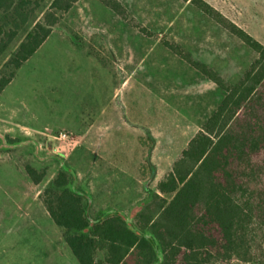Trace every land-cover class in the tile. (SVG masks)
<instances>
[{"label":"rangeland","instance_id":"374dc122","mask_svg":"<svg viewBox=\"0 0 264 264\" xmlns=\"http://www.w3.org/2000/svg\"><path fill=\"white\" fill-rule=\"evenodd\" d=\"M120 1L146 31L101 0H80L0 97V264H79L40 198L63 166L78 175L76 187L89 188L93 216L131 213L172 169L225 92L168 43L231 86L258 58L196 4ZM206 1L264 44V0ZM50 2L43 0L0 67ZM27 165L46 170L40 184Z\"/></svg>","mask_w":264,"mask_h":264},{"label":"trees","instance_id":"16d2710c","mask_svg":"<svg viewBox=\"0 0 264 264\" xmlns=\"http://www.w3.org/2000/svg\"><path fill=\"white\" fill-rule=\"evenodd\" d=\"M79 1L51 0L0 67V97ZM101 1L140 26L120 0ZM183 1L196 4L258 58L231 86L205 63L168 43L225 96L172 169L156 188H146V200L131 213L111 209L93 216L89 188L76 187L78 175L65 166L44 185L40 198L79 264H264V44L206 0ZM42 3L0 0V58ZM150 166L155 172V165ZM26 172L35 184L46 176V170L31 165Z\"/></svg>","mask_w":264,"mask_h":264},{"label":"built area","instance_id":"2783aa9c","mask_svg":"<svg viewBox=\"0 0 264 264\" xmlns=\"http://www.w3.org/2000/svg\"><path fill=\"white\" fill-rule=\"evenodd\" d=\"M59 138L62 140H71V135L65 132H60Z\"/></svg>","mask_w":264,"mask_h":264},{"label":"water","instance_id":"95a60500","mask_svg":"<svg viewBox=\"0 0 264 264\" xmlns=\"http://www.w3.org/2000/svg\"><path fill=\"white\" fill-rule=\"evenodd\" d=\"M53 142H54V141L50 138V139H49V142H48V145L51 146V145L53 144ZM63 162H64V161L62 160L61 163H63Z\"/></svg>","mask_w":264,"mask_h":264},{"label":"crops","instance_id":"0c3cea01","mask_svg":"<svg viewBox=\"0 0 264 264\" xmlns=\"http://www.w3.org/2000/svg\"><path fill=\"white\" fill-rule=\"evenodd\" d=\"M123 2H125L124 0H122ZM126 3V2H125ZM213 6H215L214 4H212ZM216 7V6H215ZM217 8V7H216ZM218 9V8H217ZM78 177V176H77ZM125 212V211H124Z\"/></svg>","mask_w":264,"mask_h":264}]
</instances>
